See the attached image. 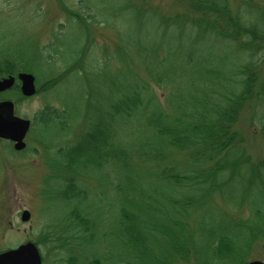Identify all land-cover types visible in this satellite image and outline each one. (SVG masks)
<instances>
[{
    "label": "trees",
    "instance_id": "obj_1",
    "mask_svg": "<svg viewBox=\"0 0 264 264\" xmlns=\"http://www.w3.org/2000/svg\"><path fill=\"white\" fill-rule=\"evenodd\" d=\"M191 1L199 12L165 19L174 23L181 18L189 30L186 38L172 36L165 42L171 31L164 29L160 41L133 53L135 61L143 59L145 76L136 74L133 81L110 74V134L94 119L80 138L95 151L84 164L101 165L97 157L110 161V241L118 246L117 252L110 249V258L92 255L85 264H243L264 235L263 203L240 220L225 212L209 227L198 221L203 203H224V188L241 182V176L250 187L254 178L244 138L234 124L255 98V118L264 136V80L257 88L264 61V3L243 0L234 13L231 0ZM204 36L208 44L203 48L199 41ZM46 51L36 50L51 63L55 56ZM9 56L11 60L0 56V76L28 66L22 54ZM73 66L70 73L76 71ZM44 113L38 116L44 126L66 127L67 111L64 116L56 110ZM43 144L53 146L51 141ZM262 163L264 168V159ZM64 169L55 176L64 180L60 196L82 203L89 189L79 183L82 176L76 171L70 174L72 163ZM66 219L62 226L71 234L63 236L62 247H74L101 221L82 207H74ZM160 243L165 246L162 259L157 257Z\"/></svg>",
    "mask_w": 264,
    "mask_h": 264
},
{
    "label": "rangeland",
    "instance_id": "obj_2",
    "mask_svg": "<svg viewBox=\"0 0 264 264\" xmlns=\"http://www.w3.org/2000/svg\"><path fill=\"white\" fill-rule=\"evenodd\" d=\"M242 2L231 0L234 13L242 9L239 8ZM192 3L191 0H0V56L11 60L12 53L22 54L23 63L35 74L39 89L31 97H21L14 88L0 93V99L15 101L16 114L33 121L26 136V152L19 153L8 140L0 139V249L28 240H49L40 243L47 258L45 264H82L92 255L110 258V249L116 251V241H110V161L97 157L101 165L84 164L83 160L95 151L80 138L94 119L105 124L110 134V74L117 73L121 80L133 81L137 80L136 74L145 76L146 71L141 70L145 67L143 59L140 56L135 61L137 56L133 53L160 41L159 31L164 29L171 31L165 35V42L172 36L186 38L189 30L183 28L181 18L174 23L165 19L175 20L180 13L199 12ZM199 42L203 48L208 44L205 36ZM38 46L55 56L51 63L36 52ZM57 48L62 52L58 53ZM18 63L19 59L15 61ZM72 64L76 71L70 73L68 68ZM115 65H119L117 70ZM263 80L264 61L259 66L257 88ZM155 89L161 93L160 87ZM48 107L63 116L67 109L69 124L63 129L44 126L37 115ZM258 108L257 100L252 98L234 124L244 138L249 163L255 170L250 169L252 183L247 187L241 176V182L224 188V203H203L198 221L208 222L207 227L210 221L224 218L226 213L240 220L250 216L256 203L264 205V136L255 118ZM42 141L46 144L51 141L53 146L45 151ZM71 146L75 147L67 153L58 152ZM66 162L75 168L67 173L76 171L82 176L79 183L89 189V196L82 203H71L60 196L64 180L53 176L65 173ZM74 207L85 208L101 221L92 231L84 233L74 247L68 244L62 247V237L71 234L62 225H67L66 215ZM24 208L32 211L30 222L21 221ZM159 245L157 257L162 259L165 246ZM70 254L77 256L73 263L66 260ZM112 256L117 259L115 254ZM251 259L264 260V235L251 248L248 260Z\"/></svg>",
    "mask_w": 264,
    "mask_h": 264
},
{
    "label": "water",
    "instance_id": "obj_3",
    "mask_svg": "<svg viewBox=\"0 0 264 264\" xmlns=\"http://www.w3.org/2000/svg\"><path fill=\"white\" fill-rule=\"evenodd\" d=\"M22 81V92L32 95L36 92L35 76L30 72H20L18 75ZM16 81L15 76L0 79V91L10 88ZM31 121L15 114L14 103L10 100L0 102V137L11 138L16 141L15 147L22 149L26 146L24 138L30 127ZM31 212L24 210L23 220H29ZM0 264H42V258L37 245L27 242L17 248L0 252ZM245 264H264L263 260L255 259Z\"/></svg>",
    "mask_w": 264,
    "mask_h": 264
}]
</instances>
